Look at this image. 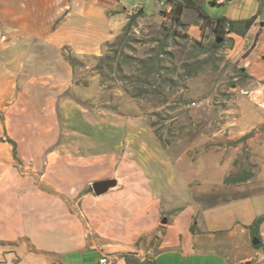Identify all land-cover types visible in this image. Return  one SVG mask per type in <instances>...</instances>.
<instances>
[{
    "label": "crops",
    "instance_id": "crops-1",
    "mask_svg": "<svg viewBox=\"0 0 264 264\" xmlns=\"http://www.w3.org/2000/svg\"><path fill=\"white\" fill-rule=\"evenodd\" d=\"M191 2L176 29L190 41L209 30L195 7L232 23L207 93L224 109L204 119L206 99L188 124L156 129L75 100L113 96L100 71L111 43L131 17L160 29L171 4L0 0V264H264V0ZM77 122L119 130L114 146L90 156Z\"/></svg>",
    "mask_w": 264,
    "mask_h": 264
},
{
    "label": "rangeland",
    "instance_id": "rangeland-1",
    "mask_svg": "<svg viewBox=\"0 0 264 264\" xmlns=\"http://www.w3.org/2000/svg\"><path fill=\"white\" fill-rule=\"evenodd\" d=\"M172 30L170 21H165L160 29L152 23L139 26L133 23L122 50L117 45L112 46L111 55L103 59L104 68L100 71L104 85L112 91L113 96H80L75 100V104L90 111L107 109L128 116L140 113L139 115L144 116L146 124L156 129L172 126L173 123L176 124V120L177 125L181 120L185 122L183 124H188L191 118L181 115L190 110L192 102H195V106L206 99L215 103L209 114L199 111L204 119L208 120L207 115L210 117L218 115V112L224 109L222 105H218V102L221 103L218 99L221 97L207 95L222 73L220 68L222 55L209 49L213 37L211 31H205L202 40L199 41L200 45L196 46L181 33L173 35ZM111 56H116L121 64L119 72L113 69ZM124 91L130 96H119ZM214 93L218 94L217 91ZM182 95L188 104L174 101ZM222 98L227 99L228 96ZM262 105L264 107V101ZM191 117L193 120L198 119L196 115ZM141 126L143 125L140 124ZM79 127L85 135L82 138V147L90 156L94 151L95 154L109 151L116 142L112 136L119 132L110 128L108 124L88 125L81 122ZM63 129L66 134V125H63ZM144 139H147L146 135ZM180 146L186 150L184 142L181 141ZM24 171L30 172L29 169ZM22 176L25 177L24 174ZM87 182L82 181V184ZM132 250L134 249L130 248V251Z\"/></svg>",
    "mask_w": 264,
    "mask_h": 264
},
{
    "label": "trees",
    "instance_id": "trees-1",
    "mask_svg": "<svg viewBox=\"0 0 264 264\" xmlns=\"http://www.w3.org/2000/svg\"><path fill=\"white\" fill-rule=\"evenodd\" d=\"M166 2L171 4V9L169 11V21H170L171 28H173L172 34L173 35L179 34L176 31V29L182 26L181 15H182L183 9L191 6L192 2L191 0H166ZM195 9L199 12V17L203 20V26L209 27V30L211 31V34L213 36L211 43H210L211 48L209 49L211 51L213 50L214 52H218V50L221 48V46L225 42V39H226L225 35L227 31L231 29L232 23L226 21L225 19H216L215 21H211L209 18H207V16H205L203 13L200 12V9L198 7H195ZM132 23H133V19L131 17L130 21L126 24V26H124L122 34L118 36L116 41H114L113 43H111V45L110 44L109 45L110 46L117 45L119 46V49L122 50L124 43H126L127 36L130 35ZM250 23H251L250 20H247L244 22L245 25H249ZM203 33H202V37H203ZM217 40H220L221 42L217 43ZM193 42L196 44V46L200 45L199 42H195V41ZM124 61H127V60H124ZM184 99L185 98L182 95V96H178L176 100L174 101H177L180 104L182 102L184 103L187 101V100L184 101ZM186 104L188 103L186 102ZM8 141L12 145H14V143L11 140H8ZM257 225L258 223L256 222L250 228L253 229V227H256Z\"/></svg>",
    "mask_w": 264,
    "mask_h": 264
},
{
    "label": "water",
    "instance_id": "water-1",
    "mask_svg": "<svg viewBox=\"0 0 264 264\" xmlns=\"http://www.w3.org/2000/svg\"><path fill=\"white\" fill-rule=\"evenodd\" d=\"M217 40V43H220ZM118 185V179L116 177H111L108 179L96 180L91 183V189L95 196H101L107 193L109 190L116 188ZM256 243V242H255ZM120 251H130V248L124 246H109V252H120Z\"/></svg>",
    "mask_w": 264,
    "mask_h": 264
},
{
    "label": "built area",
    "instance_id": "built-area-1",
    "mask_svg": "<svg viewBox=\"0 0 264 264\" xmlns=\"http://www.w3.org/2000/svg\"><path fill=\"white\" fill-rule=\"evenodd\" d=\"M208 2H211L213 4H216V5H222V4H225L226 2H228L229 0H206ZM140 7L139 6H134L132 9H131V13H135ZM190 106H195V102H192L190 104ZM264 249V247H263ZM99 263L100 264H108V261L106 260V258H101L99 260Z\"/></svg>",
    "mask_w": 264,
    "mask_h": 264
}]
</instances>
